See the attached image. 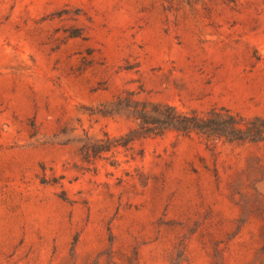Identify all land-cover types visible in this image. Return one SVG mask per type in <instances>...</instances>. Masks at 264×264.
Masks as SVG:
<instances>
[{
    "label": "rangeland",
    "instance_id": "rangeland-1",
    "mask_svg": "<svg viewBox=\"0 0 264 264\" xmlns=\"http://www.w3.org/2000/svg\"><path fill=\"white\" fill-rule=\"evenodd\" d=\"M120 95L264 116V0H0V264H264V139L86 159Z\"/></svg>",
    "mask_w": 264,
    "mask_h": 264
},
{
    "label": "trees",
    "instance_id": "trees-1",
    "mask_svg": "<svg viewBox=\"0 0 264 264\" xmlns=\"http://www.w3.org/2000/svg\"><path fill=\"white\" fill-rule=\"evenodd\" d=\"M111 108L103 110V115L128 112L136 121V126L119 138L105 133L101 138H90L81 147L84 157L102 156L115 148L130 149L136 140L161 136L172 130L182 135L200 134L209 140L231 142H257L264 139V116L247 118L236 114L225 106H214L208 111H181L170 103L117 97Z\"/></svg>",
    "mask_w": 264,
    "mask_h": 264
}]
</instances>
